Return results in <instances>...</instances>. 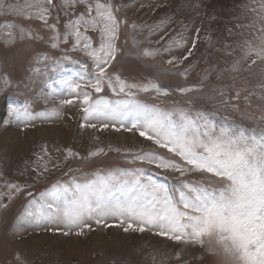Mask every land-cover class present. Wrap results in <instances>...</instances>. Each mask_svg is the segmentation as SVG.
Masks as SVG:
<instances>
[{"label": "rangeland", "instance_id": "374dc122", "mask_svg": "<svg viewBox=\"0 0 264 264\" xmlns=\"http://www.w3.org/2000/svg\"><path fill=\"white\" fill-rule=\"evenodd\" d=\"M35 2L0 0V264H225L214 244L171 240L157 229L125 232L127 223L118 226L113 218L100 224L89 220L78 235L79 228L40 218L38 204L54 185L83 183L96 173L142 169L176 199L185 183L222 187L209 173L181 175L135 159L155 152L189 167L142 137L132 127L134 116L121 122L85 119L82 93L93 100H134L172 113L174 121L180 111L193 118L202 113L217 130L259 133L264 129V63L249 68L250 61L243 59L245 42L253 40L260 24L251 11L258 9L259 0H101L112 5L119 26L115 59L105 66L100 93L88 86L98 71L92 57L69 35L71 22L82 14L88 18L87 4L66 7L64 0H52L44 5L48 14L43 20L29 7ZM81 32L92 48H99L98 30L89 26L85 32L82 25ZM237 62L240 70L233 71ZM116 76L132 84H156L167 94L131 89L129 97L118 88L114 94L107 81L115 82ZM70 81L80 84L77 92L71 91ZM65 100L72 103L62 104ZM25 109L34 119L18 116Z\"/></svg>", "mask_w": 264, "mask_h": 264}, {"label": "snow or ice", "instance_id": "6c2138e0", "mask_svg": "<svg viewBox=\"0 0 264 264\" xmlns=\"http://www.w3.org/2000/svg\"><path fill=\"white\" fill-rule=\"evenodd\" d=\"M64 2L66 7L76 3L87 4L88 18L82 14L71 22L68 25L69 35L75 38V46L83 43L87 55L92 57L98 71L95 79L89 80L88 86L100 93L105 83V66L115 59L119 21L110 3L101 0H95L94 5L88 0ZM51 4L52 0H36L29 7L36 8L39 18L46 20L48 8L44 5ZM0 8H3L2 4ZM251 11L256 13L260 24L253 40L245 42L247 48L243 59L245 63L250 61L249 68L258 61L264 63V0H259L258 9L251 8ZM82 25L85 32L89 26L99 31L101 42L98 49L92 48L90 38L81 32ZM67 39L66 35L65 42ZM52 46L56 47L55 44ZM232 70L239 71L240 62L234 64ZM78 75L83 79V74ZM260 78V87L264 88V68ZM107 86L114 94L124 93L129 97L134 95L131 89L163 92L156 84H132L119 76L115 77V82L109 78ZM69 87L72 92H77L81 86L70 81ZM82 96L85 119L94 117L121 122L125 116H134L136 119L132 127L138 129L142 137L179 156L189 167H182L155 152H144L135 159L155 164L157 168L173 169L181 175L188 171L209 173L222 181L223 186L217 188L185 183L184 190L176 199L166 185L145 176L142 169L109 172L107 175L96 173L95 178L83 183L73 181L70 186L54 185L50 192L41 194L38 204L40 218L68 228H79L81 232L78 235L89 227V220L94 219L100 224L101 220L113 218L120 221L118 226L127 223L125 232L157 229L159 235L171 240L191 241L202 246L205 242L214 244L225 257V264H264V129L259 133L254 130L246 133L229 127L217 130L216 125L202 113L193 118L180 111L179 120L174 121L172 113L141 105L134 100H93L86 91ZM71 103V100L62 101V104ZM53 112L56 110L53 109ZM18 116L26 120L34 119L27 109ZM88 126L95 127L94 124ZM102 151L100 149L91 155H99ZM68 154L72 155L71 150ZM32 214L26 211V215Z\"/></svg>", "mask_w": 264, "mask_h": 264}]
</instances>
